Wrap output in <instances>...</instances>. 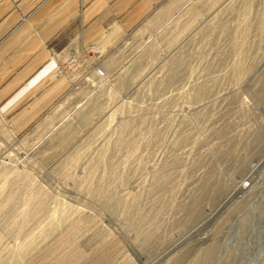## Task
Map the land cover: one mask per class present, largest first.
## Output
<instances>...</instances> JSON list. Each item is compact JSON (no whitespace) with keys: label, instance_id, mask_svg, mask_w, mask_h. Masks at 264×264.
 I'll return each instance as SVG.
<instances>
[{"label":"rangeland","instance_id":"rangeland-1","mask_svg":"<svg viewBox=\"0 0 264 264\" xmlns=\"http://www.w3.org/2000/svg\"><path fill=\"white\" fill-rule=\"evenodd\" d=\"M97 41L32 127L0 122V264H264V0Z\"/></svg>","mask_w":264,"mask_h":264},{"label":"crops","instance_id":"crops-1","mask_svg":"<svg viewBox=\"0 0 264 264\" xmlns=\"http://www.w3.org/2000/svg\"><path fill=\"white\" fill-rule=\"evenodd\" d=\"M162 1L0 0V122L4 130L23 134L67 90L70 80L63 66L70 56L81 58L95 40L93 49L104 52Z\"/></svg>","mask_w":264,"mask_h":264},{"label":"bare ground","instance_id":"bare-ground-1","mask_svg":"<svg viewBox=\"0 0 264 264\" xmlns=\"http://www.w3.org/2000/svg\"><path fill=\"white\" fill-rule=\"evenodd\" d=\"M76 64H77L76 61H72V66H76ZM96 76L103 77L104 76L103 71H97Z\"/></svg>","mask_w":264,"mask_h":264}]
</instances>
